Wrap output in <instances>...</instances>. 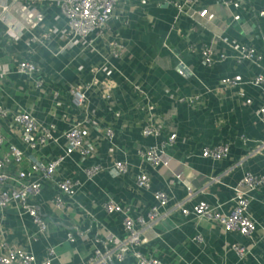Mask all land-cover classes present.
Returning <instances> with one entry per match:
<instances>
[{"label": "crops", "instance_id": "crops-1", "mask_svg": "<svg viewBox=\"0 0 264 264\" xmlns=\"http://www.w3.org/2000/svg\"><path fill=\"white\" fill-rule=\"evenodd\" d=\"M196 1L216 15L207 27L184 15L173 21L177 10L171 3L122 0L106 40L97 41L93 49L65 47L57 30L65 20L56 2L38 0L12 7L11 15L23 33L14 40L2 33L0 24V58L31 60L38 71L33 78L11 74L0 87V103L12 111L32 113L39 125L53 124L55 140L30 149L21 143L18 130L9 126L8 120L1 121L0 127L29 160L45 163L63 152L65 130L88 112L89 135L97 150L86 160L76 154L68 157L57 169L55 179L44 183L35 199L25 200L24 204L36 206L48 220L47 236L29 240L35 231L31 218L19 215L14 206L0 211V234L9 242L27 247L38 260L46 257L48 245H58L51 264H88L95 248L110 252L111 264H133L131 255L122 261L112 256L113 247L106 236L124 238L122 215L106 213L104 201L111 197L128 207L133 216L146 218L155 204L152 192L162 190L169 202L165 215L143 232L147 241L140 250L145 255L166 264H264V185L251 193L249 211L257 223L251 237L225 232L205 218L174 208L180 204L191 210L195 203L205 201L227 213L234 188L244 174L264 176V124L257 116L262 96L260 88L251 83L260 69L247 62L237 63L231 56L234 52L221 41L215 43L214 53L226 54L225 60L206 66L200 53L202 44L213 43L214 29L225 23L223 34L229 41L252 44L262 54L260 65L264 68V0H245L242 5L232 0L234 18L220 0ZM50 29L53 34L49 40H32L33 33L40 37ZM113 50L119 51V56L114 57ZM104 65L108 74L102 70ZM223 77L239 83L220 86ZM106 81L111 85L110 99L101 93ZM76 86L85 90L84 108L72 102L70 88ZM133 86L141 92L134 91ZM190 97H196L192 103ZM150 124L159 126L160 133L143 136L142 128ZM105 126L113 129L110 139L103 134ZM172 133L175 139L169 143L167 137ZM221 143L229 144L226 158L214 160L201 155L204 146ZM147 146L161 149L166 165L154 167L144 161L137 151ZM258 146L261 152H254ZM116 159L127 162V174L113 177L101 172L91 180L85 177L87 165L108 167ZM141 171L150 175L149 190L135 185L134 176ZM64 177L76 182V192L56 210L52 205L55 181ZM187 187L193 190L189 198ZM196 235L202 239L194 240ZM232 244L244 247L246 254L240 258Z\"/></svg>", "mask_w": 264, "mask_h": 264}, {"label": "built area", "instance_id": "built-area-1", "mask_svg": "<svg viewBox=\"0 0 264 264\" xmlns=\"http://www.w3.org/2000/svg\"><path fill=\"white\" fill-rule=\"evenodd\" d=\"M38 0H9L0 3V24L3 25L2 33L14 40L21 37L22 27L15 21L11 15V9L17 4L32 5ZM60 7V14L65 20L62 27L57 26L59 37L65 42V47L81 46L82 48H94L97 41L104 42L106 36L111 29V20L114 16L117 5L122 0H52ZM171 3L177 10L173 21L179 20L181 15L192 19L197 24L207 27L216 19L215 13L206 7H200L196 0H159ZM238 5L244 4L245 0H234ZM222 8L234 18L233 12L230 10L232 0H220ZM227 24L221 23L217 30L214 29L212 42L210 44H202L200 48L201 58L206 66H212L217 62L225 60L228 56L224 53L215 54V43L223 42L234 52L232 58L237 63H250L258 66L260 69L254 74L251 83L258 86L261 90L262 101L257 109V116L264 124V68L261 67L262 54L249 43H233L225 36L224 30ZM24 28V27H23ZM25 29V28H24ZM53 31L50 29L37 37L33 33L32 40L45 41L51 38ZM192 49L193 46H192ZM114 57L119 56L120 52L113 50ZM102 70L109 73L107 66H102ZM38 71L35 62L27 59H11L3 60L0 58V87L7 82L13 73L33 78ZM220 86L234 87L238 85L235 78L223 77L219 81ZM40 84V82H39ZM111 85L109 81L102 85L101 93L103 97L111 98L109 92ZM133 90L141 92L138 86H133ZM72 94V102L77 108H84L86 101L85 90L82 86L70 88ZM196 98V97H195ZM190 97L188 100L192 103L195 99ZM8 120L9 126L18 130L19 140L26 147L32 149L35 144H46L48 141L55 140L53 131L55 126L48 124L47 126L39 125L35 116L23 109L9 110L0 103V122ZM88 112L84 117L68 126L64 132L63 152L45 163L31 161L26 156L24 150L12 142L5 135V131L0 127V211L5 210L9 206L17 208L19 215H28L34 226L35 231L29 240H37L38 237L47 236L49 234L48 220L42 215L40 210L34 205L24 204L26 199H35L41 192L44 183L51 182L55 179L57 169L70 156L77 155L80 160L92 158L97 150V144L89 135L88 124L90 123ZM161 131L157 125H147L142 128V135L149 136L159 134ZM103 134L108 139L112 138L114 132L110 126L103 128ZM175 134L167 137L169 143L173 142ZM242 142L246 143V138L242 137ZM254 152H261L258 146ZM138 155L151 166L160 164L166 165L167 161L163 155V151L154 146H147L137 151ZM201 155L214 160H221L229 155V144L221 143L213 146H204ZM27 164H24V162ZM129 171V166L125 160L116 159L108 167H104L99 163L89 164L84 168L85 177L88 180L94 178L101 172H107L113 177L123 176ZM135 185L140 190L146 191L151 188V178L146 172H138L134 176ZM264 185V176L256 175L250 172L244 174L238 186L234 188V197L232 198V207L227 213L221 212L217 206H211L205 201L195 203L191 210L180 207L176 204L174 208H180L183 214L192 213L196 217L205 218L215 225L221 227L225 232L235 231L239 234L251 237L257 228L256 220L249 211L251 193L256 188ZM56 193L52 198V205L56 210H61L66 199L71 198L76 192V182L68 177L55 181ZM155 204H153L148 212L147 217L137 214L133 216L129 213V208L116 202L113 198L107 197L104 201L103 208L108 214L122 215V227L124 238L108 234L106 241L113 247L112 256L118 261H122L127 255H131L134 260L133 264H166L162 260L152 255H145L140 246L143 245L147 238L143 232L151 224L157 222L165 215L164 209L169 202V196L162 190L152 192ZM193 195V190L187 187V197ZM21 204L22 206H18ZM140 227H137V226ZM70 241L73 238L68 235ZM200 235H196L194 240L200 241ZM58 245H48L46 248V257L38 260L36 256L27 247L11 243L6 239L4 234H0V264H51L53 258L57 255ZM231 249L242 258L246 254V249L237 244H232ZM111 253L101 252L95 248L89 257L88 264H111Z\"/></svg>", "mask_w": 264, "mask_h": 264}]
</instances>
